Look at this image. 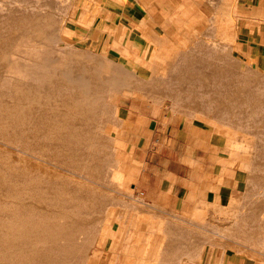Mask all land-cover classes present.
<instances>
[{
    "label": "crops",
    "instance_id": "1",
    "mask_svg": "<svg viewBox=\"0 0 264 264\" xmlns=\"http://www.w3.org/2000/svg\"><path fill=\"white\" fill-rule=\"evenodd\" d=\"M192 2L78 0L69 9L73 42L121 67L150 70L158 86L124 97L134 101L120 108L124 180L138 206L109 226L86 264H264V175L249 179L222 162L206 97L179 86L182 68H198L205 54L203 9ZM247 12L235 8L228 39L243 63L264 69V0ZM215 51L222 57L220 45ZM171 69L179 90L167 93L159 85Z\"/></svg>",
    "mask_w": 264,
    "mask_h": 264
},
{
    "label": "bare ground",
    "instance_id": "2",
    "mask_svg": "<svg viewBox=\"0 0 264 264\" xmlns=\"http://www.w3.org/2000/svg\"><path fill=\"white\" fill-rule=\"evenodd\" d=\"M68 1L0 0V143L42 162L18 163L14 159L18 157L16 153L9 154L0 148V264L81 263L105 203V198L95 195L88 185L84 189L83 182L77 181L76 177L85 175L60 172H92L95 175L91 176L106 178V156L101 152L102 140L95 130L109 119L110 106L117 109L109 89L95 79L93 72L78 68V55L70 57L67 51L55 49L57 40H66L61 28ZM232 1L224 8L223 18L217 16L215 9L216 15L209 25L216 26V34L232 32ZM202 13L205 14L204 8ZM208 20L202 24L207 25ZM211 43L213 49L218 48V41ZM203 44L202 50L206 47ZM207 52L201 54L198 68L192 63L186 65L181 75L178 69L180 89L206 99L228 101L225 106H206L209 110L244 108L249 115V127L258 136V155L264 158L263 91H247L244 87V91L222 92L223 84L230 82L222 76V57L215 51V63L214 57L215 62L205 58L213 55ZM189 56L192 59L193 53ZM171 70L169 75L165 71L166 77L159 85L167 93L179 90L173 84L176 82L172 83L175 69ZM156 80L152 77L146 84L155 89ZM247 146L246 143L237 147L247 150ZM114 175L115 181L120 178L118 172ZM247 175L249 179L253 177ZM99 231L96 233L100 236L102 229Z\"/></svg>",
    "mask_w": 264,
    "mask_h": 264
},
{
    "label": "rangeland",
    "instance_id": "3",
    "mask_svg": "<svg viewBox=\"0 0 264 264\" xmlns=\"http://www.w3.org/2000/svg\"><path fill=\"white\" fill-rule=\"evenodd\" d=\"M230 1L231 0H227V1L197 0L196 5L192 2V5L195 6L196 9L198 7H200L201 9L204 8L205 10V14H203L204 20L206 19L210 20L207 21V25L202 24L204 21L203 20L199 26V28H201L202 31H198L199 34L201 35L205 34L203 35V38L208 37L207 40L208 43L205 40L207 38H204V40H202V43L204 42L203 44L204 46L202 45V47L204 48L206 46L207 49L210 48V50H206V51H208L209 53L213 52L212 53L213 55L210 53L212 57L210 56L209 58V55H205V58L206 59L208 58L210 61L212 59V62L216 61L215 63L218 62L217 61L218 59L215 57V53H214L215 49H213L214 47L211 46L212 44L211 42H213L214 40L217 41L216 39H214L213 37L214 35H221V38L223 39H221V42L219 41L217 44L221 46V49H224L222 50L223 52H221L222 53L221 63L223 64L222 76L226 77L224 78V80L230 82L228 84L227 83L223 84L224 89H222L223 88L222 86L221 87L219 86L218 87L219 90L222 89L223 90V91L221 90L222 92H233V91H242V90L244 91V87H247L248 88L247 91L248 90L253 91L254 89L256 91L261 90L260 92L263 91L264 93V87H262L264 86L263 85L264 69L254 67L250 64V62L243 63L236 55L233 54L231 40L229 39L227 40L226 38L228 37H225L226 35L229 36L230 34L228 35V33L230 32L226 31V33H224L223 35L220 33L216 34V32H218L216 26L213 25V23L209 25L210 22H213L212 19L213 16L216 15V11H217V16H220V18L224 17L223 15L224 8L226 7V5L230 3ZM259 1L260 0H233L232 2L235 3L236 9L249 12L251 10V7L258 4ZM75 2H78V0L68 1L67 14L65 16V20L68 15L70 7L73 4H75ZM243 2H245L244 7L246 9H243V5H242ZM257 18L261 19V16ZM67 28L68 26L64 21L61 28V33L64 36H66V40H60V39L59 41L57 40L56 41L57 45L55 44L56 46L55 49L57 48H59L58 50L62 49L61 51H64L65 53L67 51L70 57L71 56L73 57V55H78V59H77L79 61L78 68L81 71H87V70L92 71L95 79L99 81L104 87L109 89L110 95L114 100V104L117 106V109L110 106V115L108 119L109 121L108 120L105 121L100 125L101 127L99 126L100 128L97 127L95 130V134H99L102 140L101 152L106 156L105 159L107 165L104 171V174L105 172H107L106 178L104 176L103 178L99 179L96 176H91V175H95L92 172L83 174L82 172H78V171L76 172L72 171L71 173L60 171L63 175H85L86 177L85 176L76 177V179H78L77 180L78 182L81 183L83 182L82 183L83 186L82 185L81 186L85 189L87 187L86 185H88L87 188L93 191L95 195L101 196L100 198H105V203L100 211L98 220L95 223L97 227L96 226H95L96 228L94 227L95 229L92 239L86 245L82 254L83 258L81 257L82 262L80 260L81 263H79V264H86L87 259L90 256L93 249L97 247L100 244V242L104 239V237L108 234V231L110 230L109 226L110 225L114 226L113 228L115 230V227L116 225L119 224V221L126 220L130 212L133 211L134 208L138 206V199H136L132 195L129 187L125 184V180H124L125 154L123 153L124 148H122L121 146L122 144L119 141V137L121 136L120 131L124 130L123 120H122L123 118L122 114L124 111L121 110L120 108L124 106H130V107L134 106V101L132 99L127 100L124 97L139 96L140 91L151 90L150 86H148V84H146L145 81L147 82L152 78L149 79L151 76V73H149L150 70H147L145 74H141L139 72H135L133 69L121 67L120 65L107 59L99 51L96 52L92 48H87L83 44L73 42ZM222 31L224 32V30ZM222 31L221 33H223ZM205 48L203 51H205ZM213 57L215 61H213ZM232 81H236L237 83H234ZM216 86L217 84L214 85L215 88ZM205 102L207 106H213L217 104L220 105L222 104V106L228 105L227 100H221V99H216V100L206 99ZM224 108L225 109H217V108H212L211 110L207 109V114L205 116L207 121H211L213 125L212 126L210 124L211 129H214L218 137L221 139L222 148L220 149V156L222 158V162L225 165L231 167L232 169L238 171L240 175H247L248 173L252 175H260V176L264 175V158L258 155L257 149L255 147V144L259 143L257 141L258 136L255 135L253 130L249 127L250 122L248 121L249 115L247 114V111L244 108L234 109L235 108L234 106H230V108L229 107H224ZM246 143L248 145L247 150H245L242 147L240 148L237 147L239 145L244 146ZM229 147L230 149H228ZM0 148L9 154L16 153L18 157L14 159L18 161V163H22V161L25 160L28 161L29 163L31 161L35 165L36 163L42 164V162L39 161L38 159L28 154L21 153L22 151H18V152L13 151L10 145L8 144L1 145L0 143ZM43 165L46 166V164ZM48 166L54 169L52 165L51 166L48 165ZM107 167L109 168L107 169ZM115 171L119 173L120 180L118 179L115 181L116 178V175H114ZM109 178H111V181ZM99 229L100 230L102 229V234L100 236L98 234L100 232ZM96 230L98 231V233H96L97 232ZM95 233L97 234L96 236H94Z\"/></svg>",
    "mask_w": 264,
    "mask_h": 264
}]
</instances>
